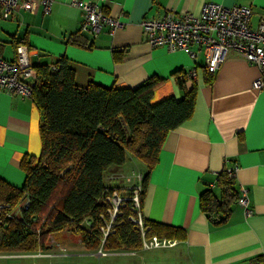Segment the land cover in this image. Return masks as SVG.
Returning <instances> with one entry per match:
<instances>
[{
	"label": "crops",
	"instance_id": "1",
	"mask_svg": "<svg viewBox=\"0 0 264 264\" xmlns=\"http://www.w3.org/2000/svg\"><path fill=\"white\" fill-rule=\"evenodd\" d=\"M72 1L55 0L50 11L40 6L35 12H16L10 19L3 18L0 6V56L13 60L15 43L24 41L33 65L67 58L81 86L92 80L137 87L156 76L163 82L154 90V102L170 95L181 99L195 85L192 116L168 133L149 173L143 215L184 230V237L165 247V259L173 264H264V89L252 88L259 68L229 51L208 83L199 46L192 47L194 56L183 49L152 46L141 25L144 17H162L169 10L199 15L203 3L215 1L248 5L253 12L250 26L256 28L264 16V0H101L105 11L124 25L115 35L104 27L97 36L82 29L83 11ZM194 68L196 76L181 86L180 74ZM40 120L32 97L0 89V177L16 187L25 180L23 158L41 153ZM128 164L143 174L148 170L142 160L129 155L110 171H126ZM230 168H235L234 187L248 191L252 214L246 216L236 201L228 221L216 225L199 199L209 188L220 195L218 174Z\"/></svg>",
	"mask_w": 264,
	"mask_h": 264
},
{
	"label": "trees",
	"instance_id": "2",
	"mask_svg": "<svg viewBox=\"0 0 264 264\" xmlns=\"http://www.w3.org/2000/svg\"><path fill=\"white\" fill-rule=\"evenodd\" d=\"M18 43L24 41L16 42L15 48ZM33 66L38 80L30 97L42 115V150L39 156L23 158L25 180L21 187L0 177V205L9 204L0 215V253L44 251L50 236L65 230L78 235L91 250L101 245L107 251L142 249L141 232L129 218L134 214L131 201L117 215L102 244L100 228L110 218L106 197L121 189L107 186L105 175L112 167L123 165L129 155L142 160L148 167L146 173L141 172L143 201L149 173L158 162L165 138L194 112L196 86L187 89L181 99L170 95L154 102V90L163 82L156 76L137 87L106 86L92 80L81 86L65 57L51 65ZM204 71L206 82H213L214 73L206 67ZM178 78L183 87L189 80L187 72ZM218 175L220 195L209 188L199 199L216 225L228 221L240 196L228 169ZM20 203L25 204L8 215ZM145 221L149 237L176 239L185 235L180 227Z\"/></svg>",
	"mask_w": 264,
	"mask_h": 264
},
{
	"label": "built area",
	"instance_id": "3",
	"mask_svg": "<svg viewBox=\"0 0 264 264\" xmlns=\"http://www.w3.org/2000/svg\"><path fill=\"white\" fill-rule=\"evenodd\" d=\"M55 0H0L2 16L10 19L16 12H35L40 6L43 10L50 11ZM72 4L83 11L82 29L93 36L101 33L104 27H108L112 35L124 25L117 16H112L103 8L101 0H73ZM252 9L248 5L226 6L215 1L203 3L199 15L191 12L176 13L167 11L162 17H144L141 22L142 30L147 35L148 43L152 46L165 45L171 50L183 49L191 55H195L192 47L199 46L205 56V67L215 73L225 60L229 51H235L249 63L259 68V74L252 83V88L264 89V16H261L256 28L251 25ZM27 44L18 43L15 48L13 60L3 59L0 56V89L11 94H20L30 97L34 83L38 80L37 70L31 63L30 48ZM197 69L187 72L188 78L195 77ZM229 175L235 177V168L228 169ZM109 180L123 182L119 190H114L106 197L109 208V219L104 220L101 226L102 244L117 219L122 214V209L128 201H131V211L134 214L129 218L142 235V249H154L169 247L177 243L176 239L148 236L149 227L146 224V216L142 208V179L141 172L133 171L131 175L121 172L110 174ZM125 181V182H124ZM122 185V184H121ZM248 191L241 188L238 199L246 216L252 214ZM20 203L8 215L17 212L22 205ZM7 205H0V215ZM1 220V219H0ZM1 222V221H0ZM99 254H106L107 250L101 245ZM42 254V253H41ZM3 255V254H2ZM5 256H11L7 254Z\"/></svg>",
	"mask_w": 264,
	"mask_h": 264
},
{
	"label": "rangeland",
	"instance_id": "4",
	"mask_svg": "<svg viewBox=\"0 0 264 264\" xmlns=\"http://www.w3.org/2000/svg\"><path fill=\"white\" fill-rule=\"evenodd\" d=\"M129 165V164H128ZM134 165L126 166V171H119L126 175H131L133 171L139 170ZM141 172V170L139 171ZM106 173L105 182L107 186L123 183L119 181L108 180ZM125 182V181H124ZM78 235L70 231H60L49 239L51 246L44 251L37 252H14L0 253V264H171L167 258L166 248H154L144 251H138L137 254H130L127 251H107L106 254H99L97 249H87L81 242ZM147 251V252H146ZM50 254L48 255V253ZM3 254V255H2ZM11 254V256H5ZM173 264V263H172Z\"/></svg>",
	"mask_w": 264,
	"mask_h": 264
}]
</instances>
